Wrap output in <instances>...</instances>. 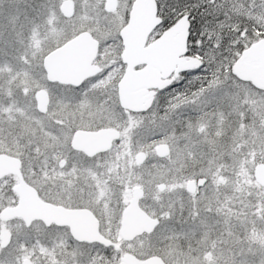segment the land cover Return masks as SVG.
I'll return each mask as SVG.
<instances>
[{"label":"rangeland","instance_id":"rangeland-1","mask_svg":"<svg viewBox=\"0 0 264 264\" xmlns=\"http://www.w3.org/2000/svg\"><path fill=\"white\" fill-rule=\"evenodd\" d=\"M63 1L0 0V152L19 157L29 173L32 156L49 146L62 148L71 137L61 124L66 117L63 102L83 99V127L94 121L124 128L114 148L100 158L117 188L102 181L100 192L117 193L123 205L134 188H141V208L161 220L153 234L129 246L133 255H158L165 264H264V191L250 178L254 164L264 163V96L247 83L232 82L199 90L164 114L153 107L132 119H111L106 114L109 104L94 103L104 99V91L114 95L118 35L133 0H117L112 13L103 9L107 0H71L70 18L61 15ZM81 32L99 42L96 64L106 72L75 92L47 83L44 56ZM160 34L155 30L147 43ZM40 89L50 99L46 115L30 105ZM246 111L256 128L241 119ZM159 144L169 147L163 159L155 155ZM140 152L145 157L139 165L135 155ZM198 161V169L187 168ZM196 177L208 182L198 195H187L184 186ZM159 184L166 186L164 191L157 189ZM11 200L0 199V209Z\"/></svg>","mask_w":264,"mask_h":264},{"label":"flooded vegetation","instance_id":"flooded-vegetation-1","mask_svg":"<svg viewBox=\"0 0 264 264\" xmlns=\"http://www.w3.org/2000/svg\"><path fill=\"white\" fill-rule=\"evenodd\" d=\"M105 3L103 5L104 11ZM127 18L128 15L126 17V22ZM158 36L159 35L155 38ZM121 51L122 47H120L119 58L117 60L118 73L114 83V95H108V91H104V93L101 94V97L104 99H95L96 102L94 103H99L100 105L102 102H105L109 104L108 108H106V114L112 115L110 117L111 119L116 120L118 115H122L124 119H132L136 116L147 114L153 107H158L159 110V105L166 104V102L172 100L162 99L159 96L160 93L173 85H176L178 91L181 90L182 76L187 72L179 73L176 76L172 74L170 76L171 83L169 86L162 90H155L156 94L153 96L151 106L146 112L133 113L122 109L117 95V83L125 69L124 64H122L120 60ZM100 68L102 72L97 76L106 72L102 67ZM87 80L82 82L78 87L70 85L61 86H66L69 90L71 89L72 92H75L81 90ZM35 94L34 99H31V108H33L36 113L46 115L50 103L49 95L46 112L42 114L37 109ZM83 101V99H67L63 102L66 109L63 115H66V117H63L61 124L66 127V130L69 132L68 134L71 133V137L62 148L56 145L49 146L50 149H45L41 154L32 156V167L29 173L24 170L22 161L19 157L0 152V154H6L20 160V172L24 183L36 192L41 201L53 206L54 208H50V212L55 213V215L48 219V223L42 220H33L29 225H26L20 218H11L7 220L0 218V264H125L124 259L127 256H133L140 262L147 258H138L131 253L132 251L129 248L137 238L142 236L147 237L153 234L161 224L160 218L155 216L152 217L141 208L140 202L144 199L143 190L139 188L142 190V197L137 201L138 206L148 216L158 219V226L150 234L142 233L131 240H124L120 235L122 214L133 198V191L128 204L124 203L125 205H122L117 193L110 191L102 194L99 189L102 181L107 185H111L113 189L117 188L114 186L110 173L106 171V162L100 158L108 154L112 148H114L115 144L123 135L124 128H118L113 124L98 126L91 123L94 121H90L89 126L83 127L84 124L82 121L85 115L81 113L79 109ZM174 101H176L174 105L182 102V100L178 102V99H174ZM257 113L259 114L260 112ZM252 118L249 111L244 112L243 115L241 114V119H244L246 124H249L250 128L254 129L257 124L254 125L252 123ZM256 121H258V117ZM53 122L55 123L56 119L53 120ZM57 124H60L59 121H57ZM100 129H113L119 132V138L112 142L109 150L93 156H88L84 152L72 147V140L75 132H94ZM257 164L264 163L258 162L254 164L252 176L250 178L258 189L264 191V186L257 184L253 177V169ZM200 166L201 163L198 161L195 164L191 163L187 168L195 170ZM105 171L106 174L103 180ZM200 178L205 179L203 186H196L194 192L189 193L186 190L187 184L189 182L196 183ZM207 182L208 180L205 177L190 179L184 186L185 193L190 196H196L200 193V190L205 187ZM17 184L18 179L13 175L4 176L0 179V199L12 198L10 204L2 207L0 212L5 207H12L17 203L18 196L13 191V187ZM165 188L162 191H164ZM71 211L76 213L72 214L70 213ZM106 214H109L108 218H106ZM243 214L246 215L245 213ZM94 220H96V223ZM4 236L8 241L7 244L2 247V239ZM99 237L109 241L110 245L105 246L96 240Z\"/></svg>","mask_w":264,"mask_h":264},{"label":"water","instance_id":"water-1","mask_svg":"<svg viewBox=\"0 0 264 264\" xmlns=\"http://www.w3.org/2000/svg\"><path fill=\"white\" fill-rule=\"evenodd\" d=\"M117 6L116 0H107L105 11L113 12ZM62 17L73 16L74 5L71 0H64L59 6ZM161 24L157 15L155 0H133L126 24L119 31L122 51L120 60L125 69L117 83V95L122 109L133 113L146 112L156 94L155 90H162L170 85V76L185 73L201 66V61L187 55L190 22L187 15L181 16L172 26L164 30L157 38L147 43L153 31ZM99 49V42L90 33L81 32L66 41L58 48L46 54L42 60V69L48 83L70 85L78 87L85 80L97 76L102 69L95 63ZM233 74L241 82H249L255 89L264 92V38L257 40L245 48L237 57L232 68ZM37 109L44 114L48 106V94L40 89L35 94ZM119 138V132L113 129L98 131H77L72 140V147L93 156L110 149L114 140ZM169 153L166 144H159L155 148V155L159 159ZM144 154L135 155L136 164H142ZM21 162L18 158L0 154V179L13 175L18 184L13 187L17 194V203L12 207H5L0 212V218L7 220L20 218L29 225L33 220L48 219L55 215L50 212L53 206L41 201L36 192L26 185L20 172ZM253 177L257 184L264 186V164H257L253 169ZM205 183L200 178L196 183L189 182L186 190L193 193L195 187ZM162 191L165 186L158 185ZM142 197V190L135 188L133 198L122 214L120 235L124 240L146 233L150 234L158 226V219L148 216L138 206V199ZM70 213H76L71 211ZM93 217V216H91ZM94 219V218H93ZM96 223V220H94ZM2 247L7 244L3 237ZM105 246L110 242L104 238H97ZM125 264H165L161 257L152 255L141 262L127 256Z\"/></svg>","mask_w":264,"mask_h":264},{"label":"trees","instance_id":"trees-1","mask_svg":"<svg viewBox=\"0 0 264 264\" xmlns=\"http://www.w3.org/2000/svg\"><path fill=\"white\" fill-rule=\"evenodd\" d=\"M155 1L161 18L157 31L169 28L183 15L189 17L187 54L201 61L198 69L182 76L180 91L173 85L159 94L162 99H172L159 105V113H167L174 106V99L179 102L199 90L240 82L233 74V64L245 48L264 38V0ZM247 85L264 96V92Z\"/></svg>","mask_w":264,"mask_h":264}]
</instances>
